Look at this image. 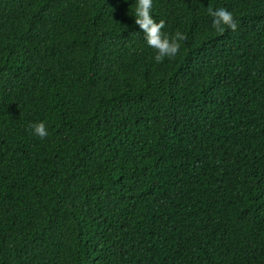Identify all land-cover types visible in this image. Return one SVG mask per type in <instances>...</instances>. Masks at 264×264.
Here are the masks:
<instances>
[{"label": "trees", "instance_id": "trees-1", "mask_svg": "<svg viewBox=\"0 0 264 264\" xmlns=\"http://www.w3.org/2000/svg\"><path fill=\"white\" fill-rule=\"evenodd\" d=\"M134 6L0 0V264H264V0Z\"/></svg>", "mask_w": 264, "mask_h": 264}, {"label": "clouds", "instance_id": "clouds-1", "mask_svg": "<svg viewBox=\"0 0 264 264\" xmlns=\"http://www.w3.org/2000/svg\"><path fill=\"white\" fill-rule=\"evenodd\" d=\"M153 0H135L133 9L134 23L143 32V41L151 49L155 50L154 60L160 63L165 58H175L181 48V42L185 37L177 32L174 36L169 37L162 33L164 21L154 20L151 15ZM208 15L212 18L211 24L214 29L221 32L230 29L236 30L237 23L233 17V13L224 7L209 8ZM34 135L44 138L48 135L44 122L35 123L32 126Z\"/></svg>", "mask_w": 264, "mask_h": 264}]
</instances>
